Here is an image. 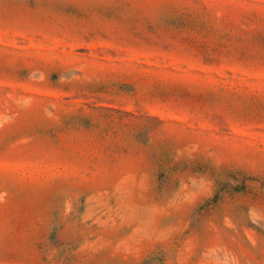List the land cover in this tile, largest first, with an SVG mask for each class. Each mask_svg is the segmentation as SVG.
Segmentation results:
<instances>
[{"label": "rangeland", "instance_id": "374dc122", "mask_svg": "<svg viewBox=\"0 0 264 264\" xmlns=\"http://www.w3.org/2000/svg\"><path fill=\"white\" fill-rule=\"evenodd\" d=\"M0 264H264V0H0Z\"/></svg>", "mask_w": 264, "mask_h": 264}]
</instances>
